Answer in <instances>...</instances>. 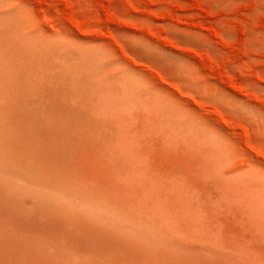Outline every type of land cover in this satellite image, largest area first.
<instances>
[{
	"label": "rangeland",
	"instance_id": "obj_1",
	"mask_svg": "<svg viewBox=\"0 0 264 264\" xmlns=\"http://www.w3.org/2000/svg\"><path fill=\"white\" fill-rule=\"evenodd\" d=\"M0 264H264V0H0Z\"/></svg>",
	"mask_w": 264,
	"mask_h": 264
}]
</instances>
